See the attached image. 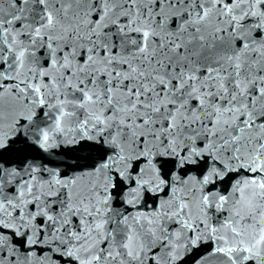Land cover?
Listing matches in <instances>:
<instances>
[{
  "label": "snow or ice",
  "instance_id": "1",
  "mask_svg": "<svg viewBox=\"0 0 264 264\" xmlns=\"http://www.w3.org/2000/svg\"><path fill=\"white\" fill-rule=\"evenodd\" d=\"M209 242L264 264V0H0V264Z\"/></svg>",
  "mask_w": 264,
  "mask_h": 264
},
{
  "label": "water",
  "instance_id": "2",
  "mask_svg": "<svg viewBox=\"0 0 264 264\" xmlns=\"http://www.w3.org/2000/svg\"><path fill=\"white\" fill-rule=\"evenodd\" d=\"M53 151L59 152L60 149L56 148ZM80 155H85V153H80ZM56 159L66 160L67 158L64 156H60ZM81 163H87V161H82ZM164 170L165 172L172 171L171 161L164 164ZM181 171L184 173H192L199 175L204 171V167L199 165H186L183 169H181ZM148 205H154V197H152L151 195H146L144 199L141 201V203L138 205V207L141 209H145ZM209 249H210V242L203 243L199 247L194 248L190 252L184 254L183 258L180 259L177 262V264H197V261L200 260L201 257L205 256V254L209 251ZM33 251H35L37 256H39L41 253L47 251V246L37 243ZM33 264H44V262L37 261L35 257H33ZM200 264H204V262L201 261ZM212 264H215V261H213Z\"/></svg>",
  "mask_w": 264,
  "mask_h": 264
}]
</instances>
